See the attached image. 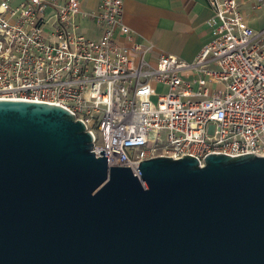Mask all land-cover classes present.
Returning <instances> with one entry per match:
<instances>
[{"label":"water","instance_id":"1","mask_svg":"<svg viewBox=\"0 0 264 264\" xmlns=\"http://www.w3.org/2000/svg\"><path fill=\"white\" fill-rule=\"evenodd\" d=\"M0 264H264V154L108 166L76 112L0 99Z\"/></svg>","mask_w":264,"mask_h":264},{"label":"built area","instance_id":"2","mask_svg":"<svg viewBox=\"0 0 264 264\" xmlns=\"http://www.w3.org/2000/svg\"><path fill=\"white\" fill-rule=\"evenodd\" d=\"M210 40L192 61L128 37L122 0H0V99L76 112L107 165L157 154H264V26L236 0H206ZM98 28L86 36L81 20ZM160 87V88H159Z\"/></svg>","mask_w":264,"mask_h":264},{"label":"crops","instance_id":"3","mask_svg":"<svg viewBox=\"0 0 264 264\" xmlns=\"http://www.w3.org/2000/svg\"><path fill=\"white\" fill-rule=\"evenodd\" d=\"M240 9L250 13L248 24L253 29L264 26V0H236ZM83 9L94 10L98 0H80ZM123 23L128 37L116 32L115 40L122 44L149 46L148 59L159 53H169L192 61L210 40L208 21L212 15L206 0H122ZM81 30L97 37L99 28L90 20H81Z\"/></svg>","mask_w":264,"mask_h":264},{"label":"rangeland","instance_id":"4","mask_svg":"<svg viewBox=\"0 0 264 264\" xmlns=\"http://www.w3.org/2000/svg\"><path fill=\"white\" fill-rule=\"evenodd\" d=\"M160 88V87H159Z\"/></svg>","mask_w":264,"mask_h":264}]
</instances>
